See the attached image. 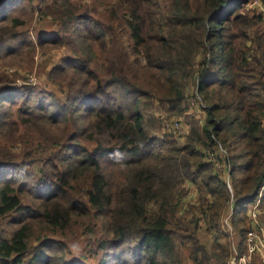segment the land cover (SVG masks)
Here are the masks:
<instances>
[{
    "label": "trees",
    "instance_id": "trees-1",
    "mask_svg": "<svg viewBox=\"0 0 264 264\" xmlns=\"http://www.w3.org/2000/svg\"><path fill=\"white\" fill-rule=\"evenodd\" d=\"M104 1L112 9L102 24L63 12L64 35L55 42H73L72 54L49 74L61 104L43 90L19 92L0 74V264H74L58 252L57 236L79 210L76 199H65L76 189L90 207L84 214L104 219L94 240L97 264H210V257L227 264L247 252L249 231L264 232V53L235 59L212 16L202 41L194 18L172 15L157 0ZM207 1L218 9L237 0ZM151 31L158 32L153 39ZM7 42L0 41L4 54L14 52ZM96 61L102 66L91 67ZM190 80L206 103L204 119L182 145L151 140L139 109L144 98L180 106ZM208 149L229 169L227 180ZM19 163L35 164L39 177L19 181ZM187 182L212 199L186 205ZM229 206L236 250L227 244L208 252L199 235L228 236L220 220ZM253 261L263 264L257 255Z\"/></svg>",
    "mask_w": 264,
    "mask_h": 264
},
{
    "label": "rangeland",
    "instance_id": "rangeland-1",
    "mask_svg": "<svg viewBox=\"0 0 264 264\" xmlns=\"http://www.w3.org/2000/svg\"><path fill=\"white\" fill-rule=\"evenodd\" d=\"M109 1L114 2L115 0ZM61 3V0H9L5 4H0V20L12 21V23L5 21L0 24V41H8L11 49L14 50L10 54H4L3 51H0V74L7 77L11 82L8 85L19 89V92L22 90L23 93L29 94L30 91H36L37 94L43 90L52 93L55 97L48 101L57 105L63 101L58 102L60 91L49 80V74L52 69L67 63V58L72 54L73 45V42L68 43L64 40L55 42V39L62 38L64 35L62 32L63 12L69 8L68 10L74 11V14L88 13L90 16L85 18L82 23L91 25L93 21L102 24L100 18L111 16L110 10L112 9L108 1L105 2L104 0H70V6H63ZM157 6H164L172 15L182 16L183 14L189 18H194L195 24L192 25V32L196 33V37L202 41L203 27H206L211 16L212 19L222 22L223 28L219 33L222 35V39L226 41L225 48L232 52L237 60L254 53L258 55L264 53V0H237L233 7L218 9L211 8L207 0H157ZM100 26L102 27V25ZM71 27L70 24L69 28L71 29ZM170 29H168L169 33H171ZM150 33L151 39L158 34L157 31ZM214 52L217 53L218 48ZM202 54L203 50L201 49L199 57ZM100 66H102L100 61L91 65L95 68ZM100 72L102 73V70ZM205 106L206 103L203 98L195 92L194 81L190 80L180 106L144 98L139 109L144 114V126L151 140L168 139L182 145L189 138L191 125L195 124L197 120L202 121L204 119ZM3 110L10 112L7 108ZM11 117L15 116L12 115ZM179 125H181L180 130H172ZM237 148L229 151L235 155L238 153ZM218 161L221 160L218 159ZM218 167L223 168L224 165L220 163ZM15 173L22 177H17L19 181H28L29 173L36 177L40 175L35 164L19 163L15 168ZM220 175L221 179L227 180L228 171L226 167ZM79 184L82 185L83 182ZM184 187L185 196L191 194L198 199L197 204L191 203L192 207L200 204L205 198L212 199L209 193H206V190L198 186L197 183L191 182L189 186ZM82 194V189H76L69 196L65 195L66 201L73 199L78 201L79 210L72 215L65 236H57V239L64 245L63 249H58V252L62 251L65 259L74 264H97L100 253H95L97 246L94 240L102 235L101 223L104 219L94 210H89L87 214H84L90 207ZM28 203V200H24V205H28ZM225 212L226 208L222 210L221 216ZM11 217L12 215L8 216L7 219ZM261 221L264 223V211L261 215ZM202 225L199 224V226ZM12 229L9 228L8 233ZM213 235L215 234L211 232L210 234L207 232V234L199 235L200 242L209 246L212 243L210 241H212ZM220 240L224 241L225 239L220 237ZM187 264L191 263L187 261ZM215 264L217 263L215 262ZM253 264L260 263L253 261Z\"/></svg>",
    "mask_w": 264,
    "mask_h": 264
},
{
    "label": "built area",
    "instance_id": "built-area-1",
    "mask_svg": "<svg viewBox=\"0 0 264 264\" xmlns=\"http://www.w3.org/2000/svg\"><path fill=\"white\" fill-rule=\"evenodd\" d=\"M180 126L181 125L175 127L172 130L173 131L180 130ZM222 151L223 148L221 147V145L217 144L216 152H222ZM216 152H212L211 150L208 149L206 151L208 159L214 162L215 168L217 170L222 171L226 167L227 171H229L225 163L218 161L219 158H217ZM220 163L224 165L223 168L218 167V164ZM227 179H228V175H227ZM252 217L253 218L256 217V210L252 212ZM253 255H257L264 264V232L257 228L248 232L247 252L245 254H242L241 256L238 253H235L227 264H249Z\"/></svg>",
    "mask_w": 264,
    "mask_h": 264
},
{
    "label": "crops",
    "instance_id": "crops-1",
    "mask_svg": "<svg viewBox=\"0 0 264 264\" xmlns=\"http://www.w3.org/2000/svg\"><path fill=\"white\" fill-rule=\"evenodd\" d=\"M184 186H189V183H186ZM195 191H196V189H195ZM184 203L185 204H187V203L197 204L198 203V199H197L196 196H193L191 194H188L184 198ZM230 216H231V206L226 207V212L221 217V220H220V226L222 228V231L224 230V231L228 232L229 235L228 236H226L224 234H221L219 236L217 235L216 241H214V235H213V239H212V241H210L212 243L209 246L206 244L207 245L206 247H207V251L208 252L211 251L210 248L213 247L214 245H222L223 246V245H227V244L230 246V248H231V250L233 252L236 250L235 248H236L237 237H236V235L234 233V230L232 228ZM200 223H201V225L203 224L202 226H203L204 229L207 228V227H205L206 226V223H205V221L203 219H200ZM203 228H201V229H203ZM200 233H204V230L200 231ZM211 233L215 234L214 231H212ZM205 234H207V233H205ZM208 234H210V233L208 232ZM220 237H223L225 240L224 241L223 240H220L219 241V238ZM235 237H236V239H235ZM215 262L217 264H219L215 259H213L212 257H210V264H213V263L215 264ZM189 263H191V262H189Z\"/></svg>",
    "mask_w": 264,
    "mask_h": 264
},
{
    "label": "water",
    "instance_id": "water-1",
    "mask_svg": "<svg viewBox=\"0 0 264 264\" xmlns=\"http://www.w3.org/2000/svg\"><path fill=\"white\" fill-rule=\"evenodd\" d=\"M2 0H0V2H1Z\"/></svg>",
    "mask_w": 264,
    "mask_h": 264
}]
</instances>
